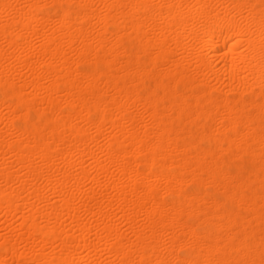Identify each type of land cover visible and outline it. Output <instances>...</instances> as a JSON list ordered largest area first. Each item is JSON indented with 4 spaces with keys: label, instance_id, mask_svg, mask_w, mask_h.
Here are the masks:
<instances>
[{
    "label": "bare ground",
    "instance_id": "6f19581e",
    "mask_svg": "<svg viewBox=\"0 0 264 264\" xmlns=\"http://www.w3.org/2000/svg\"><path fill=\"white\" fill-rule=\"evenodd\" d=\"M0 264H264V0H0Z\"/></svg>",
    "mask_w": 264,
    "mask_h": 264
},
{
    "label": "rangeland",
    "instance_id": "374dc122",
    "mask_svg": "<svg viewBox=\"0 0 264 264\" xmlns=\"http://www.w3.org/2000/svg\"><path fill=\"white\" fill-rule=\"evenodd\" d=\"M0 233H2L4 235H8V229H6V230L5 229H2Z\"/></svg>",
    "mask_w": 264,
    "mask_h": 264
}]
</instances>
